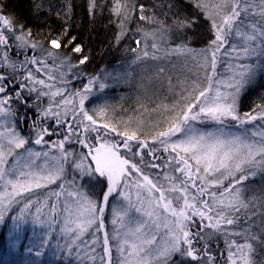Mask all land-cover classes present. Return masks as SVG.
Returning a JSON list of instances; mask_svg holds the SVG:
<instances>
[{
    "label": "snow or ice",
    "instance_id": "6c2138e0",
    "mask_svg": "<svg viewBox=\"0 0 264 264\" xmlns=\"http://www.w3.org/2000/svg\"><path fill=\"white\" fill-rule=\"evenodd\" d=\"M8 3L0 264H264V0Z\"/></svg>",
    "mask_w": 264,
    "mask_h": 264
},
{
    "label": "trees",
    "instance_id": "16d2710c",
    "mask_svg": "<svg viewBox=\"0 0 264 264\" xmlns=\"http://www.w3.org/2000/svg\"><path fill=\"white\" fill-rule=\"evenodd\" d=\"M16 3V0H9L8 3V10L9 11H16V9L13 7V5ZM83 42L87 45L88 49L91 50L92 55L95 57L93 64L90 65V68H93L97 65H107L109 68L112 66H120L124 63V60L122 59L124 57V53L120 51H111V52H103L102 49L106 46V34L103 30V28L98 29V32L93 33L91 37L87 35V33L83 36ZM171 66H169L168 72L165 74L164 78H157L155 76V70L149 69L148 72H152L148 76H146V79L144 81L145 89L147 90L148 94L151 96L154 93L162 95L166 91V83H167V76L171 75ZM173 73L176 72V74L179 75V66L177 68L173 69ZM144 76V72L142 73ZM174 79V78H173ZM126 91L125 89H118L116 93H109V96L112 97L115 95L117 98L118 96ZM133 97L135 96V93H132Z\"/></svg>",
    "mask_w": 264,
    "mask_h": 264
},
{
    "label": "rangeland",
    "instance_id": "374dc122",
    "mask_svg": "<svg viewBox=\"0 0 264 264\" xmlns=\"http://www.w3.org/2000/svg\"><path fill=\"white\" fill-rule=\"evenodd\" d=\"M173 69L171 70V76L175 79V77L178 75L176 74V72H172ZM152 72H148V71H145L144 74H145V77L148 76L149 74H151ZM166 86H167V83H166Z\"/></svg>",
    "mask_w": 264,
    "mask_h": 264
}]
</instances>
